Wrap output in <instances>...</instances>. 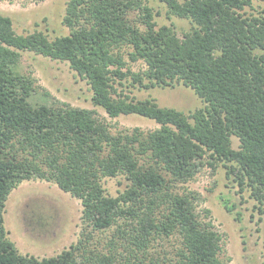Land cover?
I'll return each mask as SVG.
<instances>
[{
  "label": "trees",
  "instance_id": "16d2710c",
  "mask_svg": "<svg viewBox=\"0 0 264 264\" xmlns=\"http://www.w3.org/2000/svg\"><path fill=\"white\" fill-rule=\"evenodd\" d=\"M161 1L190 19L191 30L179 36L173 26L157 27L144 0H69L70 33L54 39L41 30L19 34L0 12V264H173L153 249L172 235L181 241L176 264H222L221 233L196 211V192L177 189L205 163H222L264 215V11H245L255 0ZM135 10L144 29L131 19ZM21 51L69 61L109 116L138 114L159 127L114 133L93 109L33 104L34 78L17 68ZM138 61L146 68L128 65ZM179 82L205 106L186 114L116 86ZM118 175L128 183L109 195L103 179ZM31 179L56 184L83 207L78 241L55 256L21 253L5 226L10 193ZM110 228L108 250L91 247L95 233Z\"/></svg>",
  "mask_w": 264,
  "mask_h": 264
},
{
  "label": "rangeland",
  "instance_id": "374dc122",
  "mask_svg": "<svg viewBox=\"0 0 264 264\" xmlns=\"http://www.w3.org/2000/svg\"><path fill=\"white\" fill-rule=\"evenodd\" d=\"M69 0H0V12L13 20L17 33L28 34L35 30L46 33L50 39L70 33V27L63 23ZM153 9L157 27L173 26L179 36L191 30L190 19L177 17L168 12L167 5L161 0H144ZM247 13L258 14L264 11V0H255L252 8L246 7ZM131 19L145 28L140 22V11L135 10ZM135 71L145 69L143 61L129 62ZM18 71L34 78L36 92L30 97L33 104L56 103L70 104L93 109L96 117L106 123L112 132H131L140 127L149 131L159 127L154 120L138 114L109 116L101 107L91 101L92 91L87 79L74 70L69 61L53 59L32 51H21ZM132 97L153 98L160 106L179 109L186 114L205 106L195 91L176 83L174 87H153L141 89L131 86L116 85ZM233 148H238L240 140L231 137ZM122 175L103 179V185L109 195L115 196L127 185ZM177 189L181 193L196 192V211L206 221H212L214 229L222 235V250L219 254L222 264H264V215L260 214L256 203L250 198L248 190L239 192L240 187L234 181V174L229 177L222 163L212 167L208 163ZM229 199L235 209L228 212L223 200ZM81 201L61 190L56 184L41 179L23 181L9 195L5 207V226L9 237L23 254L37 257L55 256L76 243L82 227ZM210 210V214L205 213ZM240 219H237V213ZM208 216V217H207ZM114 228L105 232H96L93 248L107 251V238ZM181 246L180 238L158 239L153 249L165 254L176 264L175 253ZM165 264H168V260Z\"/></svg>",
  "mask_w": 264,
  "mask_h": 264
}]
</instances>
